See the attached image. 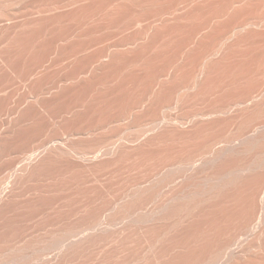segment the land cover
I'll return each mask as SVG.
<instances>
[{
    "label": "bare ground",
    "instance_id": "1",
    "mask_svg": "<svg viewBox=\"0 0 264 264\" xmlns=\"http://www.w3.org/2000/svg\"><path fill=\"white\" fill-rule=\"evenodd\" d=\"M8 29L35 127L0 113V264H264V0H0Z\"/></svg>",
    "mask_w": 264,
    "mask_h": 264
},
{
    "label": "rangeland",
    "instance_id": "2",
    "mask_svg": "<svg viewBox=\"0 0 264 264\" xmlns=\"http://www.w3.org/2000/svg\"><path fill=\"white\" fill-rule=\"evenodd\" d=\"M9 30H10V32H11L12 34H11V33L7 34V33L9 32ZM11 30H12V29H8V32H6V33H4L5 31L2 32L4 35H3L2 33H0V34L2 35V37L4 36L5 38H7L8 35H10L8 38L13 37V36L15 35V33H14L15 30H14V29H13L12 31H11ZM6 31H7V30H6ZM13 33H14V34H13ZM5 34H6L7 37L5 36ZM49 35L51 36L52 34L50 33ZM4 37H3V38H4ZM5 38H4V39H5ZM8 38H7V39H8ZM65 73H66V72L63 71V72H61L60 74L63 75V74H65ZM9 74H10V75L13 74V76L15 75V73H12V72L8 73V75H9ZM20 74H21V75H20ZM20 74H19V75H20L19 78H17L18 74H16L15 77L12 76V77H9V79H7L8 77L5 79V77H4V76L2 77V75H1V78H0V79H1V80L3 79L2 81L0 80V82H1V83H0L1 87H2L3 84H6V86H7L8 84L11 85L13 82H16L15 80H11V79H13V78H14V79H16V78L18 79V80L16 79V80H17L16 83H19V86H18V84L14 85L15 83H13L12 86H9V85H8L9 87H13V88H14L13 90L16 91V92H14V94H13L12 90H11V91H10V90L7 91L6 88H7L8 86L6 87L5 85H3V86L5 87V89H3V87H2L3 90L0 89V96L2 95V98H0V100H2V101L4 102L3 107H2V105L0 106V107H1V109H0V113H1V111L3 112V113H1V114L3 115L2 117H4V118L9 117V116L11 115L10 118H9V119H11V120H9L8 118H6V119L3 118V119L6 120L7 122L10 121V123H11V122H13V119H14V120H15V119L17 120V121H16V120L14 121L15 123H17L18 121H19L18 123H20V121H21V124H23V125L19 124L18 127L14 128L16 132H17L16 129H18V133H20V132L22 133V131H23V133H24V132H25V133H28V131H29L28 127L30 128V132H34V127H35V124H34V123H35V122H33V121H35V120H33V121L31 122V121H30V117H32V116L29 115V114H31V112H29V111H32V107H31V105L33 104V101H34V100H33V98L28 97L29 94H30L29 91H31V90H30V87H31L30 84H32L33 81H27V82H24V81L27 80V76H25L24 73H20ZM8 75H7V76H8ZM10 75H9V76H10ZM21 76H23L26 80H25L23 77H21ZM20 78H21V79H24V80L21 81ZM4 79H5V81H4ZM19 79H20V80H19ZM54 79H55V78H54ZM6 80H7L9 83H7ZM10 80H11V82H10ZM3 81H4V82H3ZM12 81H13V82H12ZM5 82H6V83H5ZM22 82H23V83H22ZM28 82H29L30 84H29ZM55 82H56V81H54V83H55ZM10 83H11V84H10ZM27 83L29 84V88H28V84H27ZM51 83H53V80H51L50 84H51ZM54 83H53V84H54ZM20 84H21V85H20ZM22 84H27V87H24L25 85L23 86ZM1 87H0V88H1ZM9 87H8V89H9ZM15 87H17V88H15ZM18 87H20V89H19L20 91L18 90ZM21 87H22V88H21ZM10 89H11V88H10ZM21 89H22V90H21ZM25 89H27L26 92L28 91L29 94H27V93L25 92ZM28 89H29V90H28ZM4 90H6V91L4 92ZM1 91H3L4 94H2ZM9 91H10L11 93H9ZM17 92H18V93L20 92V94H18ZM21 92H22V94H21ZM23 92H25L26 94L23 93ZM5 93H7V94L5 95ZM15 93H16L17 96L15 95ZM8 94H9V95H8ZM11 94H12V95H11ZM23 94L27 95L26 97L29 98V99L27 100V98H26L25 96H23ZM4 95H5V96H4ZM14 95H15V98H14ZM21 95H22V97H20ZM6 96H8V97H6ZM11 96L13 97L14 100H16V101L14 102V100L11 98V101H9V102H10V104H9L10 106L14 103V105L11 106L12 108H13V106H14V108H13L14 111H13V109H12L10 106L7 105V102H6V104H5L6 99H8V98L11 97ZM18 96H19V98H18ZM23 97L26 98L25 100H26L27 102L24 100ZM4 98H6V99L4 100ZM47 98H49V97H47ZM18 99H19V101H17ZM21 99H22V100H21ZM20 100H21V101H20ZM23 100H24V103L22 102ZM31 101H32V103H31ZM18 102H19V104L21 105V107H19L20 105H18ZM20 102H22V103H20ZM25 102H26V104H27V105H26V108L24 107V106H25ZM29 103H31V104H29ZM17 105H18V107H19L20 109L17 107V110H16V107H15V106H17ZM29 106H30V107H29ZM32 106H33V105H32ZM6 107H7V108H6ZM9 107H10V108H9ZM3 108H4V109H3ZM24 108H25V109H24ZM27 108H31V110H28ZM8 109H10V110H8ZM21 109L24 110L23 113L25 112V113L28 114L29 116H28V115L26 116L25 113L23 114ZM3 110H4V111H3ZM11 110H12V114H10L9 116H7L9 113H11ZM25 110H26V111H25ZM17 111H18V112H17ZM27 111H28V113H27ZM14 112H15L16 114H15ZM7 113H8V114H7ZM13 113H14V114H13ZM19 114H20V115H19ZM21 114H22V115H21ZM12 115L14 116V118H13ZM15 115H16V116H15ZM45 115H46V119H47L46 121H45V118H44ZM45 115H43L44 122L42 123V122H41L42 120L39 121V122H41V124H43V125H45V124L48 122V125H49L50 121H48V119H49L50 117H49V115H47V114H45ZM47 116H48L49 118H47ZM25 117H27V118H25ZM7 119H8V120H7ZM25 119H26V120L29 119V121H25ZM31 120H32V118H31ZM49 120H50V119H49ZM24 123L26 124V127H25V128H24V126H25ZM29 123H31V124H30L31 126L29 125ZM11 124L14 125V123H11ZM33 124H34V125H33ZM15 125H16V124H15ZM28 125H29V126H28ZM48 125H45V126H44V127H45L44 130L46 131V133H47V132H48V133H55V132H56V133H63V132L60 131L59 129L56 130V129H54V128L50 129L51 127L48 128V127H47ZM16 126H17V125H16ZM20 128H21L22 130H21ZM31 128H32V129H31ZM47 128H48V129H47ZM24 129H25V130H24ZM49 130H50V131H49ZM53 130H54V131H53ZM26 131H27V132H26ZM45 131H42V133H45ZM51 131H52V132H51ZM58 131H59V132H58ZM21 211H22V210H21ZM1 224H4V223H1Z\"/></svg>",
    "mask_w": 264,
    "mask_h": 264
}]
</instances>
